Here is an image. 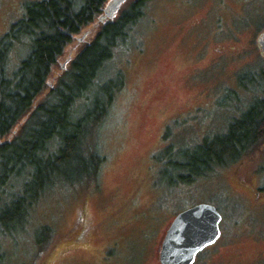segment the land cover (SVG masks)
<instances>
[{"label": "rangeland", "instance_id": "374dc122", "mask_svg": "<svg viewBox=\"0 0 264 264\" xmlns=\"http://www.w3.org/2000/svg\"><path fill=\"white\" fill-rule=\"evenodd\" d=\"M31 1L39 0H0V38L24 15V5ZM132 1L119 0L111 17L115 19ZM98 28H92L88 40ZM260 36L264 39V0H147L143 16L102 72L103 79L117 71L124 75V86L100 131L101 151L108 155L106 164L94 182L58 183L37 201L22 229L5 236L0 232V264H34L42 259L40 252L67 239L64 230L83 197L89 199L97 228L80 253L56 255L48 264H159L158 249L175 215L200 203L210 204L220 213L221 235L193 264H264V142L240 162L190 182H181L180 173L170 165H160L163 143L154 158H146L159 126L179 104H186L189 110L196 106L208 110L202 117L189 119L186 137L172 131L176 142L188 145L225 132L230 121L248 108L253 93L239 87L238 75L249 67L264 69L257 46ZM25 51L19 46L11 52L9 69ZM69 59L63 60L61 70ZM190 74L194 78L184 85L183 79ZM174 77L178 80L171 91L177 97L171 99L166 93L152 101L149 88L156 81L169 85ZM213 98L215 105L210 102ZM149 106L155 122L162 121L147 135L140 122ZM235 170L241 172L238 178H234ZM136 180L146 183L139 198L132 206L114 210ZM111 210L107 221L103 220ZM44 226L51 234L41 232ZM50 236L49 244L41 249L40 241L45 243Z\"/></svg>", "mask_w": 264, "mask_h": 264}, {"label": "trees", "instance_id": "16d2710c", "mask_svg": "<svg viewBox=\"0 0 264 264\" xmlns=\"http://www.w3.org/2000/svg\"><path fill=\"white\" fill-rule=\"evenodd\" d=\"M109 1H31L0 38V232L4 236L22 229L37 201L58 183H89L97 178L104 158L100 131L124 86L121 71L108 79L102 72L143 16L147 0H133L115 19L111 14L118 0L106 8ZM95 25L99 28L88 40ZM19 46L26 51L11 70L10 54ZM238 83L243 91L253 93L248 108L230 121L225 132L171 154L169 165L180 173L181 182L238 163L264 142V69L240 73ZM41 232L51 234L47 226Z\"/></svg>", "mask_w": 264, "mask_h": 264}, {"label": "flooded vegetation", "instance_id": "af4514ba", "mask_svg": "<svg viewBox=\"0 0 264 264\" xmlns=\"http://www.w3.org/2000/svg\"><path fill=\"white\" fill-rule=\"evenodd\" d=\"M257 46L261 53L262 58L264 59V39L262 38V36L257 37ZM259 70L260 69H258L257 67H249L246 71L249 72L250 74L252 73L257 74ZM194 76L195 74H190L189 76H187L185 79H183L182 81L183 84L187 85L188 78L191 81L194 78ZM176 80H178V77L177 78L174 77V79L171 82L169 81L170 82L169 85H165L166 83L158 84L160 81L159 82L156 81V84H154V86H151L149 88V92L151 93L153 98L152 101L154 100L156 101L159 97L164 96L166 93L171 97V99L176 98L177 97L176 92L174 90L171 91V86L174 85ZM228 93H231V89L228 90ZM210 102L211 104L215 105L217 101L213 98ZM182 103H184V101ZM151 107L152 106H149L151 111L150 110L148 111V109L145 111L140 122L141 131L147 135L155 132L156 129H158V126L160 125V121H162L159 120V122H155L156 119L153 116ZM177 107L178 109L176 112L164 118L162 124L159 126V132L157 134L156 142L150 148V150L146 155L147 159L154 158L156 151L161 149L160 146L163 143L164 145L162 146V151L164 155L161 157L160 160H158L161 163L160 164L161 166H166L170 164L169 158L171 157V154L176 151L177 148L188 145L186 142L181 141L180 143L183 144L176 142L175 140L177 138L172 136L173 134L172 131L174 130L175 132L180 134V137H186L187 127L188 124L190 123L189 119L191 118L196 119L202 117L208 111L203 106L202 107L196 106L195 108H192L190 110L186 107V104L185 106L179 104ZM206 107L209 108L210 105H207ZM204 138L205 137H203L202 139ZM107 159H108V155H104L103 161L100 165V170L106 164ZM238 175H241V172L239 170H235L234 178H238ZM240 180L246 182V184L248 185V181L242 176L240 177ZM145 184H146L145 181L144 182L139 180L133 181L129 193L126 195L125 199L121 201L120 204L116 205L114 210L117 209L116 211H119V207L121 208L122 206L123 207L132 206L135 203V200L139 198L141 187L142 186L145 187ZM251 190L254 189L251 188ZM255 194L258 196L257 192H255ZM114 210L107 212L105 214V217H103V220L104 219L106 220L107 214L113 212ZM97 226H98V222L94 220L92 210L89 204V199L84 197L81 198L79 202H77V204L74 206L72 219L69 221L68 225L66 226V229L64 230L63 235L66 236L67 239L61 240L60 241L61 243L59 242L56 245L54 244L53 245L54 249H48L44 253L40 252V256H42V259L35 260L34 264H48L51 261L50 259L51 257H54L56 255H59V257L61 256L65 257L67 256V254H69L72 251L75 253H80L88 245L89 239L93 231L97 228ZM50 238L51 236L49 237L48 241L42 243L41 249L44 244L46 243L49 244ZM214 245L215 244L211 245L210 247ZM208 248H206L205 250H207ZM48 251H50L49 255L47 254Z\"/></svg>", "mask_w": 264, "mask_h": 264}, {"label": "water", "instance_id": "95a60500", "mask_svg": "<svg viewBox=\"0 0 264 264\" xmlns=\"http://www.w3.org/2000/svg\"><path fill=\"white\" fill-rule=\"evenodd\" d=\"M64 68L65 65L62 66ZM220 221V213L207 203L196 204L179 212L159 246V264H192L199 252L213 245L220 237Z\"/></svg>", "mask_w": 264, "mask_h": 264}]
</instances>
